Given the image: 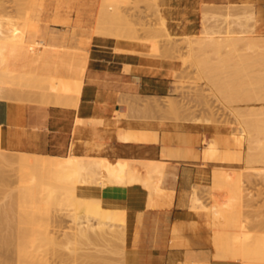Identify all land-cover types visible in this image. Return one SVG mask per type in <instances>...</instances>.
<instances>
[{
	"label": "rangeland",
	"instance_id": "374dc122",
	"mask_svg": "<svg viewBox=\"0 0 264 264\" xmlns=\"http://www.w3.org/2000/svg\"><path fill=\"white\" fill-rule=\"evenodd\" d=\"M227 6H231L232 8L230 7L231 9L226 10ZM226 11L230 12L229 16L225 15ZM245 12H252L254 14V19L256 21V24L254 22V34L251 33L253 27L249 26V28L244 29L243 27L236 25L237 21L235 20L237 18H243ZM1 16L6 19V26L4 25L7 29L6 32L9 30L13 31L14 29L11 28H13L14 25L15 38H13V33V35L11 34L12 36H10L12 31L9 33V36L14 39L16 45L22 47H46L43 45V40L34 38L30 34L32 31L31 27L34 26V20H38L40 21L41 26L47 27L48 33H53L55 38L63 41L60 45H67V39L75 33L86 32L87 34H92V36L114 40L116 43V52L140 54L141 56H147L157 60H166L173 63L175 66V72L172 74L169 94L162 98L139 99L133 109L136 112V120L151 122L160 127L179 128L184 125L201 126L206 132L207 140H222V138L225 140L230 139L233 135H238L235 129L234 119L230 113L233 110L239 111L240 116L245 121L251 118H258L264 126V101L261 100V97L264 96V66H260L263 65L261 60H264V58L261 60L259 58L261 57V54L259 53H261L260 51H262L263 48L261 46H264V29L258 27L257 7L252 0H124L118 7L115 9L111 8L110 10L100 3V0H0V17ZM225 17H227V21L235 22L233 24L231 23L230 31L225 33V31L222 30L220 36L218 34H213L212 32L217 30L215 29L217 27L216 25L220 26L218 28L222 27V29L227 26L226 23H221ZM161 19L164 22V28L166 30L164 32L161 27ZM10 26L12 27L10 28ZM108 29L111 31H108ZM205 33L210 35L209 37L213 39L210 43H213L214 45H208L207 43L206 47H204L205 43H202L204 44L202 48V44H198V41H196L197 45H200L201 47H199L200 49L198 50L196 47L197 45L195 46L196 43H194V46L197 48H194L196 55L193 52L195 58H191L190 50L188 48V40L198 39L201 43V41L207 37ZM168 34L171 36H168ZM218 37H221L222 40L227 42V48L229 49V53L227 51L228 54H221L222 57L218 54V52L222 53V50H220V52L218 50L219 46H216L214 43ZM226 42L223 43L226 45ZM223 43L221 45H224ZM207 46L210 50H203L207 48ZM209 46L212 47L210 48ZM229 47H232L233 49ZM258 48L261 50L259 51ZM212 49H214L215 52L214 50L212 51ZM231 49L232 52L230 53ZM233 50H237L238 52ZM203 51L206 53H203ZM217 54L221 57V60L219 57L216 59ZM262 56H264L263 53ZM223 57H225L224 60L227 62L223 61ZM224 63L225 65H223ZM196 64L200 65V71H197ZM2 71H0V75L5 72V69L3 72ZM30 71V69L24 68L23 66L18 68L10 66L6 71L7 76H15V78H10L8 80V88L6 89H9L14 79H16L15 81L17 82L23 80L18 79L19 75L21 78L31 76ZM11 79L12 81H10ZM210 86L216 89V92H214V89L212 90ZM11 88H13V86L10 87V92H7L5 89V92L2 94V101H15L18 103L40 106V103L37 100L38 98H35L34 94H32L33 96L30 94L32 91L28 93L26 87L20 89L17 88L15 91ZM216 94L219 98L221 97L222 100H220ZM222 101L230 106H227V108L226 104ZM229 108L230 110H228ZM117 116L121 115L118 114ZM204 123H207L208 125ZM249 130V135H254L252 128L249 127ZM115 134L122 136L123 130L116 128ZM250 147L251 145L249 144V148ZM1 149L0 146V151H2ZM238 149L241 152L242 161L237 164L235 169L230 171L229 169H226L227 172H224L226 174H221L223 173L222 171H219V174H216L218 171L216 170L215 172V169H213L211 173V176L213 177H208L204 184L195 185L191 189L200 199V202L208 209H211V214H213L212 217H216L215 220L213 219L215 224L216 220L220 221V225L217 224L220 226V230H217L219 227H216L214 233L218 234L217 232L219 231L221 238V233L223 232L224 236L221 239H224L227 242L231 239V243L232 241L234 243L236 241L239 242V238L242 237V240H240L241 242L245 237L246 241H244L246 243L243 242V244H241H246L245 246H247L251 241H255L256 244L257 241L253 236L256 232H258V235L255 236H260L261 238L264 237V165L256 166L258 169L263 168V173L258 176L247 173L245 170V145ZM2 152H4L3 156L6 157H3L2 161L0 160V230L2 231H0L1 264L17 263V261L15 263L17 258L14 249V236L18 231L16 227H18L20 223V215L16 211L15 198H17L16 193L20 192H26L29 198L26 211L23 213V215H27L28 220V222H26V219V221L24 220L28 224L27 234L25 238L19 242L18 247L23 264H124L123 257L125 245L119 242V240H117V242L115 239L117 245H121V247L119 248L117 245H115L117 246L115 247L113 244L114 247H111V243H109V240L113 238L111 236H107L108 243L104 242V244H107L112 249L119 248L117 253H115L117 249L112 250L111 248L109 251L112 250V252H115L108 253L106 252L108 251L107 249L105 252H101L103 248L100 247L101 245H99V242V246L96 243L89 245H84V243L82 245L76 244L75 241L70 239L69 236L72 227L70 218L68 217V210L70 207L67 206V201L61 202L66 196L65 189L56 182L54 175L50 171L51 166L48 165L45 170H40L35 173L30 170L29 160L26 158L25 160L21 157L24 152L17 153L6 150H3ZM250 153L251 152H249L248 155H250ZM17 155H21L20 159L19 157H16ZM54 157L55 159L52 160L60 162L67 159V156ZM116 161L119 162V165L118 167H111L110 176L118 186L122 181L130 182L131 178H138L141 181H144L147 178L153 180L156 171L155 167L150 164L163 163L161 161H126L119 159ZM22 173H25V177L16 181V177H20ZM232 182H234L233 184L236 182L235 185L237 186L238 184L237 187H239V191L237 189V194L240 193V196L236 195L237 198L239 197L238 200H236V202H239H237V205H235L236 202L234 201L236 197L232 195V192L230 191ZM32 196H34V198L31 199ZM247 196H249L248 200ZM147 199L150 201L151 197L147 196ZM80 202L82 203V207L79 209L80 212L83 213L85 210L96 212L95 206L88 204L84 200H80ZM2 209L7 211L4 210L5 213H2ZM116 211H118L120 215L123 214L122 220L126 219L125 211L122 213L119 210ZM16 213L18 215H16ZM230 213H233L232 215L235 216V220L237 217L238 220L241 219L242 221L244 220L247 222V226L241 224L242 228L239 227L238 229L237 227L241 234L239 231L237 232L235 229L236 227L234 228V232L240 234V236H238L239 234L237 235L238 237L236 236L238 239H233L236 235L234 233V236L230 238V233L233 230V226L237 224L240 225V223L243 222L239 220L240 223L237 222V224L235 223L233 225L230 223V226H232L230 228V226L226 224L227 218L231 215ZM3 215L4 217H2ZM83 215L84 214H82V216ZM232 215L230 217L233 219L234 216ZM5 216H7V218ZM119 218L117 217L116 219L118 222ZM225 218L226 227H222L224 222L221 223V221H223L222 219L225 220ZM3 219L4 221H2ZM228 219H230V221L234 220H231V218ZM116 220H113V223H115ZM5 223L10 224L4 225ZM115 224L111 223L112 229L114 230L117 229L116 227H113ZM122 224H120V226ZM215 224L214 226H217ZM117 225L119 226V224ZM227 226H229L228 232V229L225 231ZM243 230H246L247 232L249 231L248 237H250L251 241L247 240L245 235H242L246 234V231L243 233ZM6 233H9V236H7ZM10 234L12 237H10ZM1 235L4 237V240H2ZM226 235L228 236L226 237ZM5 237L8 238L7 240L10 239L13 241H8L10 242L8 244ZM110 237L111 239L108 240ZM215 237H217V235H214V238ZM260 237L258 239H260ZM68 240H70L72 246L77 249L76 254L73 255L74 257L69 256L68 251L62 249V247L57 248L53 245L54 242L66 243ZM247 241H249L248 244ZM4 242H6V246H9L5 247L3 245ZM215 242H217V240H215ZM253 242L251 244L254 245L253 249L256 246L258 247V245H264L263 241L259 242L260 244L257 242L258 245L256 244V246ZM95 244L97 246H95ZM241 244L238 245L240 246ZM107 245L104 246L106 247ZM218 246H220L219 243ZM226 246L224 249H226ZM222 247L223 246H220L219 248ZM235 247H231L229 242V249L231 248L230 252H236L237 248ZM248 247H251L252 249V246L248 245L246 248ZM233 248L235 250H233ZM241 248H243V246ZM253 249L252 251H256V249ZM97 250L99 251L97 252ZM219 250L221 253V249ZM227 250L228 248L226 251ZM241 250L243 249H240L239 247L240 252ZM258 250H260V253L263 251L259 248ZM246 251L247 254L243 253L242 255L250 256V251L248 249ZM252 251L251 254L253 253ZM240 252L237 251V254ZM225 254L226 252L224 253V256ZM253 254L252 258L249 257L250 259L248 256L245 257V259H249H247V262L251 263L252 259L254 261V258L257 257V260L259 259V261H256V259L255 261L258 264L264 258L263 254L262 257L259 254L262 259L258 258V254H254L256 257H253ZM88 255H90L91 258H94L95 256V259H91ZM228 255L229 254L227 253V256ZM239 255L242 256L241 254ZM220 256L221 257L219 258H221V260H218L219 262L217 261V263H225V261H228V257L222 260V258H224L222 257L223 254ZM1 258H5V261ZM229 258L230 261L232 258L233 261H236V259H234L236 257L230 256ZM242 258H237V262L239 261L238 263L240 264L245 262ZM247 262L246 264H248Z\"/></svg>",
	"mask_w": 264,
	"mask_h": 264
},
{
	"label": "crops",
	"instance_id": "0c3cea01",
	"mask_svg": "<svg viewBox=\"0 0 264 264\" xmlns=\"http://www.w3.org/2000/svg\"><path fill=\"white\" fill-rule=\"evenodd\" d=\"M252 1L257 7L258 27L264 29V0ZM34 26L49 43L43 57L47 68L40 65L39 71L67 78L70 67L81 65L83 87L76 108L0 100L1 148L64 157L74 145L76 156L166 163L164 182L152 207L147 206V194L140 185L85 186L78 194L99 198L105 206L126 212L124 264H215L208 217L189 208L187 192L204 184L213 169H235L242 161L240 150L221 145L206 148L202 143L207 140L206 132L201 126L160 127L135 119L133 109L139 99L169 94L173 63L116 52L114 40L86 32H77L67 39V45H60L63 41L48 33L40 21L34 20ZM6 65L18 68L25 61L17 58ZM91 122L96 126H90ZM116 128L123 130L121 137L115 136Z\"/></svg>",
	"mask_w": 264,
	"mask_h": 264
},
{
	"label": "bare ground",
	"instance_id": "6f19581e",
	"mask_svg": "<svg viewBox=\"0 0 264 264\" xmlns=\"http://www.w3.org/2000/svg\"><path fill=\"white\" fill-rule=\"evenodd\" d=\"M123 1L124 0H100V3H102L103 5H105L109 10L111 9V8H113V9H115L116 7H118L120 4H122L123 3ZM231 6H227L226 7V10H229V9H231L230 8ZM234 8V7H233ZM225 10V9H224ZM226 14V16H229L230 15V12L229 11H226L225 12ZM255 13V12H254ZM2 17V16H1ZM0 17V71H4V69H5V72L4 73H2L1 75H0V100L2 101L3 100V98H2V94L5 92V89L6 88H8L7 87V85H8V80L10 79V78H15V76H12V77H10V76H7V70H8V68L10 67V66H8V65H6V63L8 62V61H10V60H15V59H17V58H19L21 61H25V65H23V67L24 68H27V69H30L31 71V76H28L27 78L25 77V78H21V76L19 75L18 76V79H20V80H22L21 82H17V81H15L16 79H14L13 80V83H12V85L10 86V87H12L13 86V88H11V89H13V91H15L17 88L18 89H20V88H22V87H26V89H28L27 91H28V93H30V91H32V93H30L31 95L32 94H34L35 95V98L37 97L38 99V101H39V103H40V105H46V106H57V107H61V108H66V107H72V108H76L77 107V105H78V101H79V97H80V94H81V90H82V87H83V80H82V77H81V73H85V72H83L82 71V66L81 65H79V66H75V67H70V69H68V70H70V72L68 73L67 72V74H69L70 75V73H71V76H67V74H65V72H64V74L67 76V78H63L61 75H59V73L58 74H52L51 73V71H49V70H44L43 72H40L39 71V66L41 65V66H44L45 65V63H44V61H43V57H44V54H45V52L48 50V39L44 36V35H42V34H40V31L37 29V27H35V26H32L31 27V35L34 37V38H38V39H41V40H43V45L44 46H46V47H43V48H29V47H22V46H19V45H16L15 44V41H14V39H12V37H10V36H12L13 34H14V30H15V28H14V25H13V28H11L12 26H10V28L11 29H14L12 32L9 30V31H7L6 32V28H5V22H6V19L5 18H1ZM228 19H227V17H225L222 21H221V23H226L227 24V26L224 28V29H222V27L221 28H218V27H220V26H218V25H216L217 27L215 28V29H217L216 31H213L212 33L213 34H218L219 36L221 35V33H222V30L223 31H225V33H228L229 31H230V28H231V23L233 24V23H235V22H232V21H227ZM234 21V20H233ZM235 21H237L236 23V25H239L240 27H243L244 29H247V28H249V26L250 27H253V29H252V31H251V33L252 34H254L255 33V30H254V22H255V24H256V21H255V19H254V14L252 13V12H245L244 13V16H243V18H237ZM7 22H9V21H7ZM10 23V22H9ZM5 25V26H4ZM220 25V24H219ZM222 25V24H221ZM161 27H162V31L164 32V31H166L165 30V28H164V22L162 21V19H161ZM215 27V26H214ZM9 28V27H8ZM214 29V28H213ZM108 31H111V30H109L108 29ZM11 32V33H10ZM9 33H10V36H9ZM13 33V34H12ZM12 34V35H11ZM206 34V33H205ZM208 34V33H207ZM206 34V38L203 40V41H201V43H200V41L197 39H195V40H192V39H190V40H188V48H189V50H190V57L191 58H195L194 56L196 55V53L194 52V50L195 49H197L198 48V50L200 49L199 47H201L200 45H197V43L198 44H202V43H205V46L204 47H206V44L208 43V45H214L213 43H210V41H212L213 39L211 38V37H209L210 35L208 34L207 35ZM168 36H171V35H169L168 34ZM13 38H15V34H14V37ZM184 38V37H183ZM186 38V37H185ZM188 38V37H187ZM195 41V42H194ZM196 41H198L197 43H196ZM263 41H264V37H263ZM223 42H226V41H224V40H222V38L221 37H218L215 41H214V43H215V45L216 46H219V48H218V50L220 51V50H222V53H219L218 52V54H222L223 55V53H227V51H228V53H229V49L227 48L228 46H227V42H226V45L223 43ZM194 43H196L195 44V46L197 47H195L194 46ZM210 43V44H209ZM224 44V45H221V44ZM232 44V43H231ZM203 45L204 44H202V48H203ZM194 46V47H193ZM215 46V47H216ZM233 46V45H232ZM50 47V46H49ZM210 48L212 47V46H209ZM261 47H263L262 48V51H260L259 50V48H258V50L261 52V53H259V54H261L260 56L261 57H259L260 58V60L261 59H263L264 58V56H262V53L264 54V46H261ZM53 48V47H52ZM195 48V49H194ZM229 48H232V47H229ZM57 49V48H56ZM60 49H61V46H60ZM60 49H59V51H60ZM64 49V48H63ZM69 49V48H68ZM210 50L209 48H208V46H207V48H205V49H203V50ZM215 49V48H214ZM214 49H212V51L214 50ZM228 49V50H227ZM233 49V48H232ZM232 49H231V51H230V53L232 52ZM53 50H54V48H53ZM66 49H64V51H65ZM71 50H73V49H71ZM218 50H216V51H218ZM240 50V49H239ZM257 50V51H258ZM73 51H75V50H73ZM233 51H236V52H238L237 50H233ZM81 52H82V50H81ZM195 53V55H194V53ZM201 52V51H200ZM214 52H215V50H214ZM221 52V51H220ZM48 53V52H47ZM46 53V54H47ZM51 53V52H50ZM202 53V52H201ZM203 53H206V52H204L203 51ZM227 53V54H228ZM56 54H58V52L56 53ZM66 53H64V55H65ZM74 54V53H73ZM73 54H72V57H73ZM218 54H217V56H216V59H218ZM237 54V53H236ZM235 54V55H236ZM67 55H69V54H67ZM76 55V54H75ZM222 55H221V57H222ZM226 55V54H225ZM224 55V56H225ZM59 56H60V54H59ZM59 56H56V57H59ZM83 56V55H82ZM229 56V55H228ZM259 56V55H258ZM55 57V56H54ZM62 57H64V56H62ZM61 57V58H62ZM66 57V56H65ZM78 57V56H77ZM221 57H219V59L221 60ZM226 57V56H225ZM225 57H223V61H225L224 60V58ZM234 57V56H233ZM49 58V57H48ZM82 58V57H81ZM85 58V57H84ZM197 58V57H196ZM55 59V58H54ZM63 59V58H62ZM68 59V58H67ZM77 59V58H76ZM51 60V59H50ZM60 60V59H59ZM86 60H87V58H86ZM198 60V59H197ZM49 61V60H48ZM47 61V62H48ZM229 61H231V60H229ZM228 61V62H229ZM58 62V61H57ZM62 62V61H61ZM65 62V61H64ZM78 62V61H77ZM85 62V61H84ZM87 62V61H86ZM85 62V63H86ZM196 62V61H195ZM225 62H227V61H225ZM261 62L263 63V65H260V66H264V60H261ZM71 63V62H70ZM73 63V62H72ZM82 63V62H81ZM52 64V63H51ZM56 64V63H55ZM59 64V63H58ZM229 64V63H228ZM63 65V64H62ZM197 65V64H196ZM195 65V66H196ZM223 65H225V63L223 64ZM51 66V65H50ZM55 66V65H54ZM59 66V65H58ZM61 66V65H60ZM63 66H65V65H63ZM73 66V65H72ZM84 66H85V64H84ZM199 66V67H198ZM45 67V66H44ZM66 67V66H65ZM198 67V68H197ZM45 68H47V66L45 67ZM63 67H61V69H62ZM68 68V67H67ZM200 65H197L196 66V69H197V71L199 70L200 71ZM54 69V68H53ZM84 69V68H83ZM63 70H64V68H63ZM62 70V71H63ZM66 70V69H65ZM126 70V69H125ZM124 70V71H125ZM2 71V72H3ZM129 71V70H128ZM58 72V71H57ZM59 72L61 73V74H63L60 70H59ZM199 73V72H198ZM64 76V75H63ZM17 77V76H16ZM20 77V78H19ZM20 80H18V81H20ZM10 81H12V79L10 80ZM28 82V83H27ZM10 87H9V89H10ZM211 87V86H210ZM9 89L7 90L6 89V91L8 92L9 91ZM211 89L213 90L214 88H212L211 87ZM238 90V89H237ZM214 92H216V89H214L213 90ZM10 92V91H9ZM263 92H264V90H263ZM205 93V92H204ZM207 95V94H206ZM217 95V94H216ZM33 96V95H32ZM215 97V96H214ZM217 97H218V95H217ZM219 98V97H218ZM262 99V101H264V96L263 97H261ZM220 100H222L221 99V97L219 98ZM199 100V99H198ZM206 100V99H205ZM217 100V99H216ZM14 101V100H13ZM15 102V101H14ZM199 102V101H198ZM223 102V101H222ZM202 103V102H201ZM204 103V102H203ZM223 103H225V102H223ZM205 104V103H204ZM226 104V103H225ZM204 106V105H203ZM228 105L226 104V107H227ZM230 106V105H229ZM228 106V107H229ZM227 107V108H228ZM174 108V107H173ZM228 110H230V108L228 109ZM234 111V112H233ZM233 111H231L230 113H231V115H232V117H233V119H234V123H235V129H236V131H237V133H238V135H233V136H231L230 137V139H225V140H223V138H222V140H219V139H210V140H203V145L206 147V148H208V149H217V147L218 146H223V147H226L228 150H232V149H230L231 147H234V148H240V147H242L243 145H245V151H246V157H245V170L247 171V173H251V174H255V175H260V174H262L263 172V168H260V169H258V168H256V166H259V165H264V126H263V124L261 123V121L258 119V118H251V119H248V120H243L242 119V117L240 116V114H239V111H235V110H233ZM118 115V114H117ZM178 117V116H177ZM181 119V118H180ZM207 119V118H206ZM191 120V119H190ZM77 121V123H82L83 121H80V120H76ZM75 121V122H76ZM102 121V120H101ZM100 121V122H101ZM205 121V120H204ZM92 122H94L93 120H92ZM91 122V124H89L90 126H92V125H94L95 124V126H96V123H92ZM98 122V121H97ZM186 122H189V121H186ZM193 122H194V120H193ZM90 123V122H89ZM192 123V122H191ZM197 123V122H196ZM200 123V122H199ZM209 123V122H208ZM102 124V123H101ZM201 124H202V122H201ZM204 124H207V123H204ZM203 124V125H204ZM77 125V124H76ZM80 125V124H79ZM87 125L88 124H86V125H84V126H86L87 127ZM88 125V126H89ZM98 125V124H97ZM100 125V124H99ZM208 125V124H207ZM94 127V126H93ZM225 127V126H224ZM249 127L250 128H252V130H253V132H254V135H249L250 134V130H249ZM8 128V127H7ZM76 128V127H75ZM24 129V128H23ZM91 129V128H90ZM89 129V130H90ZM91 130H93V128L91 129ZM74 131V130H73ZM89 132V131H88ZM87 132V133H88ZM72 134H73V132H72ZM115 136L116 137H121V135H116L115 134ZM209 136V135H208ZM204 137V136H203ZM229 137V136H228ZM205 138V137H204ZM29 139V138H28ZM31 140V139H30ZM26 142H27V140H26ZM249 144L251 145V147L249 148ZM74 146V145H73ZM73 146L70 148V151H69V153H68V155H67V159H65L63 162H60V161H56V160H52V159H55V157L54 156H49V155H37V154H29V153H24L23 154V156H21L23 159H28L29 160V163H30V170L31 171H33V172H38V171H40V170H45L46 169V167L49 165V166H51L50 167V171L52 172V174L54 175V178H55V180H56V182H58L59 184H60V186H62L64 189H65V194H66V196H65V198L64 199H62L61 200V202H64V201H67L68 202V204H67V206L68 207H70V209L68 210V217L70 218V222H71V224H72V227H71V230H70V239L71 240H73V241H75L76 242V244H84V245H86V244H93V243H96L97 245H98V242H99V245H101L100 247H102L103 248V250L101 251V252H105L106 251V249L108 250V251H106V252H108V253H111L112 252V250L113 249H115V248H111V247H114L115 245H117V243H116V241L117 240H119V242H121L123 245H125V237H126V219H123L122 220V215L123 214H121L120 215V213H118V211H116V210H119L121 213L124 211V210H122V209H119V208H112V207H108V206H105L104 205V203L102 202V200H100L99 198H95V197H84V196H80L79 194H78V189H80V188H83V187H85V186H91V187H95V188H99V189H105V188H112V187H117L118 185H116V183H115V181L113 180V179H111V176H110V170H111V167H118V165H119V162H117L116 160L115 161H113V162H111V161H109L108 159H106V158H103V157H91V156H76V155H74L73 153H72V148H73ZM34 149H36V148H34ZM2 151H3V149H1ZM2 151H0V160L2 161L3 160V157H6V156H3L4 154V152H2ZM36 151H37V149H36ZM249 152H251L250 153V155H248V153ZM5 153H8V152H5ZM20 156L19 155H17L16 157L18 158L19 157V159H20ZM10 157V156H9ZM15 157V158H16ZM29 157V158H28ZM248 157H249V159H248ZM25 159V160H26ZM258 160H261V161H258ZM9 162H12V161H9ZM259 162V163H258ZM7 164V163H6ZM150 165H153L154 167H155V171H156V175H155V177H154V179L153 180H151L150 178L148 179H145L144 181H141L140 179H138V178H131L130 179V182L129 181H122L121 183H120V187H127V186H132V185H140V186H142L144 189H145V191H146V194H147V196H150L151 197V200L150 201H148V204H147V206L148 207H152V204H153V199H154V196H156L157 194H158V188L159 187H161L162 185H163V182H164V177H165V167H166V163H158V164H150ZM216 170L218 171V172H216ZM231 169H229V171H230ZM259 170H261V171H259ZM219 171L221 172H223V173H221V174H226V173H224L225 171L227 172V170L226 169H224V168H221V169H215V172H216V174H219ZM244 171V170H243ZM214 172V173H215ZM234 172V171H233ZM214 173H213V175H214ZM221 174H220V176H221ZM235 174V173H234ZM9 175V174H8ZM212 175V174H211ZM235 175H237V174H235ZM98 176H100V177H98ZM23 177H25V173L23 174L22 173V175L19 177V176H17L16 177V181H18V180H21ZM211 177H213V176H211ZM211 179H213V178H211ZM214 180V179H213ZM11 182V181H10ZM131 183V184H130ZM234 182H232V184H231V188H230V191L232 192V195H234L235 197H236V199L234 200L235 202H236V200H238V198H237V196H240L239 194L240 193H238L237 194V192L239 191V187H237L238 186V184H237V186L235 185L236 184V182H235V184H233ZM3 185V184H2ZM7 185V184H6ZM235 185V186H234ZM5 186V185H4ZM235 187H237V188H235ZM6 188V187H5ZM8 188V187H7ZM237 189H238V191H237ZM11 190V189H10ZM3 192H5L4 190H2ZM8 192H9V190H8ZM187 192V191H186ZM157 193V194H156ZM235 193V194H234ZM11 194V193H10ZM9 194V195H10ZM17 194V198H15V201H16V203H15V205H16V211L18 212V214L20 215V223H19V225H18V227H16L17 228V233H16V235L14 236L15 237V241H14V244H15V255H16V260H15V263H16V261H17V263L16 264H23V260L21 259V256H20V251L18 250V247H19V242H21L22 241V239H24L25 238V236H26V234H27V228H28V224L26 223V222H28V220H27V215H23V213L26 211V208H27V203H28V200H29V198H28V195H27V193L26 192H20V193H16ZM187 194H188V192H187ZM237 195V196H236ZM6 196H8V195H6ZM13 196V195H12ZM9 197V196H8ZM248 197L249 196H247V200H248ZM32 198H34V196H32L31 197V199ZM17 199V200H16ZM6 200V199H5ZM80 200H84V201H86L88 204H90V205H92V206H95L96 207V212L94 211V212H92V211H90V210H85L83 213L82 212H80L79 211V209L82 207V203L80 202ZM188 200H189V208L191 209V210H194V211H200V212H204L205 214H206V216L208 217V222H209V224H210V227H211V241H210V244H211V246H212V248H213V250H214V259H215V264H221V263H223V264H237L238 262H237V258H239V257H241L242 258V256H243V258L242 259H244L245 260V262H242L241 264H246V262H247V259L250 257V258H252V254L254 253L255 255H257L258 254V258H260V259H262L261 257L264 255V249H262V248H264L263 246L264 245H258V244H260L259 242H262L263 241V243H264V240H261V239H264V237L263 238H261L260 236H255V235H258V232H256L255 233V235L253 234V236H254V239H256V241L258 242V244H257V242H256V244L258 245V247L256 246V244H255V241L253 242V241H251V239H250V237H248V233H249V231L247 232L246 230H243V233L246 231V234H242V235H245L246 236V238H247V240H250L251 242L249 243V241H247V244L248 245H250V246H252V249H253V246L254 245H251L252 244V242L255 244V248L253 249V250H255L256 249V251L257 252H259V253H257L256 251H252V249H251V247H248V248H246L247 246H245V245H242L243 244V242H245L246 240H245V237L243 238L244 240L243 241H241L240 242V240H242L241 238H239L240 240H238L239 242H237L236 240H234V241H236L235 243L237 244H235L233 241H232V243H231V239H229L230 241H225L224 239H221L224 235H223V232L221 233V238H220V234H219V231L217 232L218 234H215L214 232H215V230L214 229H216V227L218 228L217 230H220V226H218V225H220V221L219 220H216V224H215V222H214V220L216 219V217H212V215L213 214H211V209L209 208H207L205 205H203L201 202H200V199L196 196V194L193 192V190L191 189V191L189 192V195H188ZM4 202V201H3ZM5 202H7V201H5ZM238 202V201H237ZM235 203V205H237L238 203ZM11 203V202H10ZM218 204V203H217ZM233 205H234V203H233ZM240 205V204H239ZM12 206V205H11ZM161 206H162V204H161ZM184 206V205H183ZM217 207H220V206H217ZM232 207H234V206H232ZM237 207V206H236ZM2 208H4V207H2ZM239 208V207H238ZM237 208V209H238ZM153 209V208H152ZM156 209V208H155ZM240 209V208H239ZM3 210V209H2ZM5 210V209H4ZM4 210L2 211V213H5L4 212ZM223 210V209H222ZM5 211H7V210H5ZM11 211V210H10ZM114 212V214H115V216H114V214H113V212ZM138 211V210H137ZM218 211H219V208H218ZM9 212V211H8ZM8 212H6V213H8ZM92 212V213H91ZM234 212V211H233ZM111 213H112V216H111ZM256 213V212H255ZM9 214V213H8ZM17 213H16V215H18ZM82 214H84L83 216H82ZM121 216H119V215ZM228 214H229V212H228ZM227 214V215H228ZM231 215L233 214V213H230ZM235 214V213H234ZM10 215V214H9ZM9 215H8V217H9ZM116 215H118V216H116ZM223 215V214H222ZM221 215V216H222ZM231 215H229V217L228 218H231V220H233V221H230V219H228L227 218V225H231L230 223H232V225L233 224H237V222H239L240 223V221L239 220H241V219H239L238 220V218L236 217V220H238V221H236L235 220V216L234 215H232V216H234V218L232 219V217H230ZM220 216V215H219ZM242 216V215H241ZM1 217V216H0ZM2 217H4V215L2 216ZM6 218H7V216H5ZM18 217V216H17ZM113 219H112V218ZM115 217V218H114ZM117 217L119 218H121V220H120V218H119V222H118V220H116L117 219ZM16 218V217H15ZM5 219V218H4ZM4 219L2 220V221H4ZM27 221H26V220ZM214 219V220H213ZM218 219V218H217ZM14 220V219H13ZM26 222H25V221ZM111 220H112V222H111ZM113 220L115 221L116 220V222L115 223H117V224H119V226L117 225V224H115V223H113ZM223 221H221V223L222 222H224L223 224H222V227H226V224H225V222H226V218H225V220L224 219H222ZM12 221V220H11ZM16 221H17V219H16ZM120 221H121V223H120ZM123 221V222H122ZM264 221V220H263ZM112 224H115V225H117V226H113V227H116L117 229H112V225H111V223ZM241 222H243V223H240V225H235V226H230V228L232 227L233 228V230H232V232L230 233L231 234V236H230V238H232V236H234V234H236L234 237L235 238H233V239H238V238H236V236L240 233V230H238L239 229V227H241L242 228V225L241 224H244L243 226H245L246 225V223L247 222H245L244 220L242 221L241 220ZM245 222V223H244ZM123 223V224H122ZM8 225L10 224V223H7ZM6 223L4 224V225H7ZM120 224H122L121 226H120ZM214 224L215 225H217V226H214ZM225 224V225H224ZM253 225V224H252ZM258 225V224H257ZM3 226V225H2ZM229 226H227V228L225 229V231L228 229V227ZM247 226V225H246ZM8 227H10V226H8ZM7 227V228H8ZM215 227V228H214ZM236 227V228H235ZM237 227H238V229H237ZM234 228L237 230V232L239 231V233H237V232H234ZM11 229V228H10ZM9 230V229H8ZM7 230V231H8ZM222 230V229H221ZM235 230V231H236ZM1 231V230H0ZM4 231H5V229H4ZM14 231V230H13ZM229 231V229L227 230V232ZM253 231V230H252ZM2 232V231H1ZM6 232V231H5ZM9 232V231H8ZM234 233V234H233ZM7 234V236H9V233H6ZM227 234V233H226ZM233 234V235H232ZM241 234V233H240ZM240 234L238 235V236H240ZM214 235H217V237H215V238H217V239H215L214 238ZM218 235H219V237H218ZM2 236V235H1ZM5 236V235H4ZM107 236H111V237H113L112 239H111V237L110 238H108V240L109 239H111V240H109V243H111V247H109L107 244H104V242H106V243H108V241H107ZM228 235H226V237H227ZM237 236V237H238ZM10 237H12V235L10 234ZM13 237V238H14ZM226 237H225V239H226ZM260 237V239H258ZM2 238V240H4L3 238V236L1 237ZM220 240H219V239ZM252 238V237H251ZM8 238L7 237H5V240L7 241V243L9 244L10 242H12L13 240H7ZM115 239H116V241H115ZM253 239V240H254ZM258 239V240H257ZM2 240H1V242H2ZM112 240H113V242H112ZM215 240H217V242H215ZM219 240V241H218ZM227 240V239H226ZM259 240H261V241H259ZM8 241H10V242H8ZM111 241V242H110ZM222 241H224V242H222ZM81 242V243H80ZM118 242V241H117ZM220 242H221V244H220ZM226 242V243H225ZM229 242H230V246L231 247H235V248H237V251L238 252H240L239 251V247H240V249H243V250H241V252L242 251H244V249L246 248V250L248 249L249 251V254H250V256L249 255H242L243 253L244 254H247V251L245 250L243 253H238L237 254V251L235 252V251H232V252H230L231 251V248L229 249ZM218 243H219V245L220 246H223L222 248H219L220 246H218ZM222 243H224V244H222ZM242 243V244H241ZM246 243V242H245ZM263 243H261V244H263ZM6 244V242H4V246L5 247H7V246H9V245H5ZM95 244V246H97ZM103 244V245H102ZM114 246H113V245ZM227 246H226V245ZM233 244V245H232ZM238 244H241L240 246L238 245ZM2 245V246H3ZM53 245L55 246V247H62V249H64V250H66V251H68V255L69 256H71V257H74L73 255H75L76 254V251H77V249H76V247H73L72 246V243H71V241L70 240H68L66 243H62V242H60V243H53ZM87 245V246H88ZM98 245V246H99ZM104 245H107L106 247L104 246ZM235 245V246H234ZM91 246H93V245H91ZM94 246V247H95ZM105 248H104V247ZM117 246H119V248L121 247V245H117ZM117 246H115V247H117ZM225 246H226V249L228 248V250L226 251V249H224L225 248ZM237 246H239V247H237ZM243 246V248H241ZM245 246V247H244ZM5 247H3V248H5ZM12 247V246H11ZM262 247V248H261ZM112 249L111 251H109V249ZM119 248H116L115 250H116V252L115 251H113V252H115V253H117L118 252V249ZM258 248L259 249H261V250H263L261 253H260V250H258ZM6 249V248H5ZM11 249V248H10ZM13 249V248H12ZM14 249H13V251H14ZM219 249H221V253L219 252L220 250ZM224 250H225V252H226V254H225V256H224ZM233 250H235L234 248H233ZM96 251V250H95ZM99 250H97V252H98ZM251 251L253 252L252 254H251ZM4 252V251H3ZM112 252V253H113ZM119 252H120V250H119ZM234 252V253H233ZM227 253L231 256V257H236V258H234V259H236V261L234 260H232L231 259V261H230V256L228 255L227 256ZM231 253V254H230ZM236 253V254H235ZM257 253V254H256ZM9 254V253H8ZM11 254V253H10ZM13 254V253H12ZM221 254H223V256L222 257H224V258H222V260H224V259H226L227 257V259H228V261L226 262L225 261V263L224 262H221V263H217V261L218 260H221V258H219V257H221L220 255ZM237 255V256H235V255ZM239 254H241L242 256H240ZM253 254V257L255 256ZM259 254H260V256H259ZM263 254V255H262ZM2 255V254H1ZM7 255V254H6ZM85 255V254H84ZM91 255V254H90ZM90 255H88L89 257H90ZM86 256H87V254H86ZM86 256H84L85 258H87ZM246 256H248V258L247 259H245V257ZM12 257V256H11ZM256 257V256H255ZM264 257V256H263ZM91 258V257H90ZM89 258V259H90ZM218 258V259H217ZM249 258V259H250ZM1 259H3V258H1ZM5 259V258H4ZM3 259V260H4ZM91 259H95V256H94V258H91ZM241 259V260H242ZM248 259V260H249ZM255 259H256V261H259V259L257 260V257L256 258H254V261H253V259H252V261H251V263L250 262H247L248 264H255L256 263V261H255ZM2 260V261H3ZM243 260V261H244ZM5 261V260H4ZM219 262V261H218ZM237 262V263H236ZM254 262V263H253ZM262 262V263H261ZM261 262H259V263H261V264H264V258H263V260L261 261ZM3 263V262H2ZM11 263V262H10ZM204 263V262H203ZM209 263V262H208ZM258 263V264H259ZM1 264V263H0ZM202 264V263H201ZM205 264V263H204ZM238 264H240V263H238ZM257 264V263H256Z\"/></svg>",
	"mask_w": 264,
	"mask_h": 264
}]
</instances>
